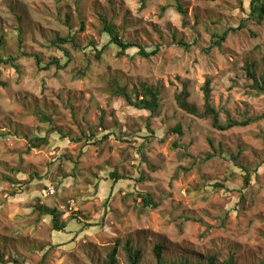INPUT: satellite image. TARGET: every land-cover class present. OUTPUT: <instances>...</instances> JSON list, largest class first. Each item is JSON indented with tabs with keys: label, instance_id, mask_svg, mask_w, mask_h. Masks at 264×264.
<instances>
[{
	"label": "rangeland",
	"instance_id": "obj_1",
	"mask_svg": "<svg viewBox=\"0 0 264 264\" xmlns=\"http://www.w3.org/2000/svg\"><path fill=\"white\" fill-rule=\"evenodd\" d=\"M249 2L0 0V56L18 65L0 67V264H105L115 246L117 264H128L127 244L138 264H157L156 245L159 264H261L264 90L245 68L264 88V16L246 18ZM100 16L135 46L119 56L109 45L96 60L89 43L108 41ZM240 24L208 48L214 34ZM66 36L79 48L51 45ZM140 48L155 53L143 57ZM55 58L63 67L43 69ZM207 79L220 125L257 119L213 127ZM184 86L195 113L176 102ZM142 87L158 93L153 115L116 95L123 88L141 100ZM36 137L47 140L29 148ZM138 192L157 207H143ZM39 206L55 208L63 229Z\"/></svg>",
	"mask_w": 264,
	"mask_h": 264
},
{
	"label": "trees",
	"instance_id": "obj_2",
	"mask_svg": "<svg viewBox=\"0 0 264 264\" xmlns=\"http://www.w3.org/2000/svg\"><path fill=\"white\" fill-rule=\"evenodd\" d=\"M144 1L145 0H141L142 5L144 4ZM176 8L180 13H182L183 15L185 14V12L182 10V6L179 3L176 4ZM247 13H248V16H246V18H249L251 16H257L259 18H262L264 16V0H250L249 9H248ZM100 20H101L102 32L107 35L108 41L105 45H103L101 47V49H97V47L92 42L89 43V47H91L89 49V53L90 54L92 53L91 55H93V57L96 60H99L102 51L105 50V48H107L109 45H113V47L118 50L119 56L123 55L124 52L128 48L135 46L132 43L124 42L123 40H121L119 38V36L117 35V33L114 31V29L108 24V22L104 16H100ZM241 27H242V24L238 25L237 27H230V28H226L220 32H217L216 34H214L212 36V40H210V45L208 46V48L211 49L214 46H219L221 44V42L226 39L229 32L237 31ZM81 29H82V26H81ZM20 32H21V30L19 31V34H20ZM18 42L21 45V42H22L21 37H19ZM66 43L69 44L73 49L79 48V46L74 41L73 36H66L64 38H58L57 37L53 41H51V45L56 47V48L57 47L61 48L62 47L61 45L66 44ZM83 49H85V47ZM64 53L66 55H69L68 52H66V51H64ZM153 53H155V50L148 52V51L140 48L138 51V54H140L143 57H149ZM15 60L16 59L13 56H8L5 58L0 56V67H3V68L11 67V68L18 69V65L16 64ZM263 61H264V58H263ZM36 63L38 65L41 64V59L39 57H36ZM51 65H54L55 68H57V69H60L61 67H63L60 65V62L55 58L53 60H50L48 62V64L43 66V69L47 70V69H49V67ZM245 70H246V75L250 79H252L254 87L259 90L258 93H261V91H263L264 88L262 85H260L261 87L258 86L259 82L255 76L253 68L251 66H249V67H246ZM263 83H264V81H263ZM202 90H203V96H204L205 113L206 114L211 113L213 115V127L220 129V130H224V129H227V128H230L233 126H247L248 124H250L251 122H253L257 119V118H246V119L241 120V121H230L226 126L220 125L218 123V114L212 108V106L210 104V93H211L210 80H208V79L205 80ZM140 93L142 94L141 100H139L138 95L132 96V95L128 94L126 91H124L123 88H118L116 90V95L122 96L130 106H132L136 109H139V110H147L148 112H150V115L155 114V112L157 111V109L159 107L158 93L156 91H152L146 87H142ZM186 96H187V91H186V88L184 86L183 90L180 92V94H178L176 96V102L178 103L180 108L188 110L191 113H195L194 108H192L191 106H188V104L186 103ZM51 131H59V130L54 129ZM58 134H60L63 138L67 137L64 134H61L60 131L58 132ZM108 137H109V132H106V133L102 134L100 136V138H97L95 140V142H101L104 139H107ZM46 140H47L46 137H36L30 141L29 148L39 147L42 143L46 142ZM70 140L80 141L81 138L80 137L73 138V139L71 138ZM85 144H88V143H85ZM240 170L244 173L243 174V180H242L243 186L247 187L250 183L249 170H247L246 168H243V167H240ZM109 177L116 180L118 178V175L116 173L112 172V173H110ZM213 186H215V188L218 187L219 189L224 188V186L219 182H215L213 184ZM137 195L139 197H141L143 207L150 208V209H154L157 207V204L155 202H153V200L149 194H146L143 192H138ZM243 200H244L243 195H241L240 201H243ZM38 210L42 213H46V214L51 216V223H52V227L54 230L60 231L63 229V225L58 220L60 214L55 208H48L47 206H39ZM228 215H229L228 213L225 214L224 219H226L228 217ZM53 249H54V247L49 248V250L44 254V256H43L44 262L47 259L48 255L53 251ZM125 250H126V260H127L128 264H138L139 260L141 259L140 252L138 250L132 249L131 246H129L128 244H127ZM154 250H155V255L157 258V264H159V261L161 259V247L159 245H156L154 247ZM116 253H117V247L115 246V247H113L111 252L107 255V261L105 262V264H117ZM207 264H214V262L212 259H209ZM219 264H234V261L232 260V258H230V259H226V260L222 261ZM261 264H264V260L261 262Z\"/></svg>",
	"mask_w": 264,
	"mask_h": 264
}]
</instances>
